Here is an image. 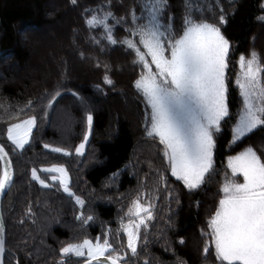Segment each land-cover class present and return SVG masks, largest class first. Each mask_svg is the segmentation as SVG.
<instances>
[{
  "label": "trees",
  "instance_id": "1",
  "mask_svg": "<svg viewBox=\"0 0 264 264\" xmlns=\"http://www.w3.org/2000/svg\"><path fill=\"white\" fill-rule=\"evenodd\" d=\"M193 2L199 9L207 6L200 15L219 26L230 42L229 116L214 133L212 170L190 191L171 175L164 146L146 134L149 109L134 87L144 69L135 52L119 43L138 40L129 30L134 27L130 13L139 12V0H0V144L15 173L1 204L4 264H82L86 258L60 252L85 239H107L122 264H220L209 222L226 180L242 182L240 176L231 177L228 159L251 147L264 162V126L233 143L242 109L236 85L239 58L255 52L264 66V0ZM105 9L113 15L108 24L116 45L105 39L102 28L87 24ZM167 15L173 18L174 32L180 33L184 0H168ZM41 52L45 67L38 61L36 74L25 75L26 67L34 68L35 53ZM106 76L111 85L105 83ZM89 114L92 140L84 155L77 156ZM28 117L36 118L29 144L14 150L6 129ZM45 145L71 155L53 153ZM55 164L67 168L69 186L83 207L57 184L42 188L32 180V169ZM3 172L0 163V177ZM136 199L152 206L153 219L141 228L132 254L121 224L130 219L127 211Z\"/></svg>",
  "mask_w": 264,
  "mask_h": 264
},
{
  "label": "snow or ice",
  "instance_id": "2",
  "mask_svg": "<svg viewBox=\"0 0 264 264\" xmlns=\"http://www.w3.org/2000/svg\"><path fill=\"white\" fill-rule=\"evenodd\" d=\"M72 2L75 4L76 0ZM184 4L182 29L177 34L172 16L167 15L168 0H139V12L134 10L130 13L134 27L129 30L130 35L138 37V40L126 39L119 43L135 52L144 69V73L135 80L134 87L142 94L149 109L146 134L164 146L171 175L191 191L199 188L206 174L212 170L214 133L220 131L221 121L229 116L227 70L230 42L219 26L200 15L207 11V6L199 9L193 0H184ZM112 19V13L105 9L102 16H91L87 24L102 28L106 33L105 39L116 45L118 41L108 24ZM220 23H225L223 16ZM239 66L241 73L236 85L242 98V109L233 128V143L264 126V83L261 80L264 66H261L255 52L248 59L242 55ZM105 83L111 85L112 81L106 76ZM86 124L83 142L75 148L77 156L84 155L93 125L91 114L86 116ZM35 126L36 118L30 117L7 127V140L14 150H23L29 144ZM44 147L53 153L71 155L62 147ZM7 155L4 147L0 146V163L4 167L0 194L11 183V161ZM227 167L231 177L240 176L242 182L226 180L222 188L223 198L209 222L216 258L220 264H264V162L249 147L231 157ZM39 171L49 174L42 178L37 169H32V180L42 188H50L52 184L46 182L50 180L53 184L58 183L69 197L74 196L65 166L54 165ZM76 203L81 207L84 205L79 197H76ZM151 207L135 201L128 213L135 219L122 225L132 254L137 251L141 227L146 228L147 221L153 219ZM3 232L0 225V264H4L6 258ZM113 251L107 239L102 242L98 239L95 243L85 239L80 244L64 247L61 255L82 257L86 254L87 264L93 261L96 264L108 261L120 264L123 258L113 255ZM204 252L207 254V247Z\"/></svg>",
  "mask_w": 264,
  "mask_h": 264
},
{
  "label": "rangeland",
  "instance_id": "3",
  "mask_svg": "<svg viewBox=\"0 0 264 264\" xmlns=\"http://www.w3.org/2000/svg\"><path fill=\"white\" fill-rule=\"evenodd\" d=\"M52 28V27H51ZM141 48H142V46H140ZM142 51H144L143 49H142ZM43 56H44V54L41 52V53H35V55H34V57H33V60H32V63H33V65H34V68H28V67H26L27 69L25 70V75H32V76H34L35 74H36V68H35V64L37 65L38 64V61H40V67H41V69H42V67H45V62H43L42 60H44L43 59ZM147 59H149L150 60V57H148ZM152 68H153V70H155V66L154 65H152ZM28 118H30V117H28ZM28 118H26V119H28ZM22 122V121H21ZM35 128V127H34ZM33 128V129H34ZM33 131V130H32ZM86 133V132H85ZM50 146V145H49ZM50 147H53V146H50ZM50 150V149H49ZM246 150V149H245ZM244 150V151H245ZM231 157H234V156H231ZM230 157V158H231ZM229 158V159H230ZM228 159V160H229ZM56 165V164H55ZM51 166H54V165H48V166H41V167H39V168H35V169H37V171H38V175H40L42 178H45V177H47L49 174H47V173H43V172H40L39 170L40 169H42V168H46V167H51ZM46 182H48L49 184H52V186L51 187H53V186H59V184L58 183H56V184H53V182L52 181H50V180H48V181H46ZM70 187V186H69ZM59 188L63 191V189H62V187H60L59 186ZM70 190H71V188H70ZM72 191V190H71ZM73 192V191H72ZM76 197H78V196H75L74 195V200L76 201ZM81 199V198H80ZM135 201H139L142 205H149V203H144V202H142V201H140V200H138V199H136ZM134 201V202H135ZM134 202L131 204V206L129 207V209H128V211H127V216L129 217V215H128V213H129V210L130 209H132L133 208V206H134ZM76 205L78 206V208H80L81 206L80 205H78L77 203H76ZM152 208V207H151ZM151 212H152V210H151ZM143 215V214H142ZM152 215H153V213H152ZM130 218V217H129ZM130 219H135V217H131ZM129 219V220H130ZM129 220H126V221H123L122 222V224H121V229L123 230V227H122V225H125V224H127L128 222H129ZM151 221V220H150ZM150 221H147V225H148V223L150 222ZM141 228H143V227H141ZM141 230V229H140ZM87 240H90V241H92L93 243H95L96 242V240H91V239H87ZM80 243H82V242H80ZM80 243H75V244H80ZM67 246H69V245H67ZM67 246H65V247H67ZM137 246H138V244H137ZM87 252V250L85 249V253ZM61 253V252H60ZM129 253H131V251H130V249H129ZM71 255V254H70ZM72 256H75V255H72ZM76 257V256H75ZM81 258H86V259H88V257H87V255L85 254V256H82Z\"/></svg>",
  "mask_w": 264,
  "mask_h": 264
},
{
  "label": "water",
  "instance_id": "4",
  "mask_svg": "<svg viewBox=\"0 0 264 264\" xmlns=\"http://www.w3.org/2000/svg\"><path fill=\"white\" fill-rule=\"evenodd\" d=\"M0 51H1V47H0ZM93 130H94V122H93V125H92V129H91V133L89 135L88 142H87L86 147L84 149V153L88 150V147H89L90 142L92 140ZM82 142H83V140H82ZM0 146H2V145L0 144ZM5 152H7L6 149H5ZM7 154H8V152H7ZM7 159H9L11 161V158H10L9 154L7 155ZM3 169H4V167H3ZM9 171L11 173V183L9 185H7L6 189L3 191V193L0 194V225H2L3 229H4L3 236H4L5 241H6V232H5V228H4L3 221H2V216H1V204H2V201L4 200V198L8 195V193H9V191L12 188L13 183H14L15 173H14V167H13L12 161H11V168L9 169ZM5 248H6V245H5ZM101 259L103 260V258H101ZM87 261H88V259L85 262H83L82 264H87ZM92 264H96V261H93ZM106 264H111V262L108 261V262H106ZM120 264H122V263H120Z\"/></svg>",
  "mask_w": 264,
  "mask_h": 264
}]
</instances>
